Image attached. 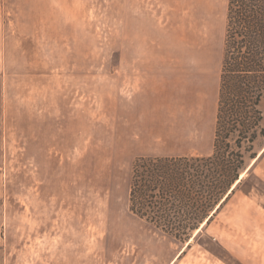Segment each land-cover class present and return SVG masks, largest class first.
<instances>
[{"label":"rangeland","instance_id":"374dc122","mask_svg":"<svg viewBox=\"0 0 264 264\" xmlns=\"http://www.w3.org/2000/svg\"><path fill=\"white\" fill-rule=\"evenodd\" d=\"M228 2L0 0V264H264L262 133L189 241L131 208L136 159L213 152Z\"/></svg>","mask_w":264,"mask_h":264},{"label":"trees","instance_id":"16d2710c","mask_svg":"<svg viewBox=\"0 0 264 264\" xmlns=\"http://www.w3.org/2000/svg\"><path fill=\"white\" fill-rule=\"evenodd\" d=\"M263 97L264 0H229L213 152L136 159L133 212L181 242L210 223L257 157Z\"/></svg>","mask_w":264,"mask_h":264},{"label":"bare ground","instance_id":"6f19581e","mask_svg":"<svg viewBox=\"0 0 264 264\" xmlns=\"http://www.w3.org/2000/svg\"><path fill=\"white\" fill-rule=\"evenodd\" d=\"M241 176H244V173Z\"/></svg>","mask_w":264,"mask_h":264}]
</instances>
